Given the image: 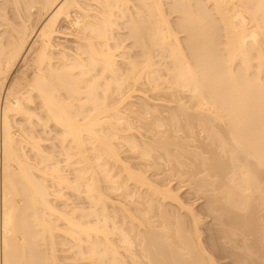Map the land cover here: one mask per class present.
I'll return each mask as SVG.
<instances>
[{"label": "bare ground", "instance_id": "6f19581e", "mask_svg": "<svg viewBox=\"0 0 264 264\" xmlns=\"http://www.w3.org/2000/svg\"><path fill=\"white\" fill-rule=\"evenodd\" d=\"M160 106L176 110L166 130L186 123L162 131ZM193 143L219 234L237 235L229 218L249 231L264 208V0H0V264H219L182 186L148 174L158 147L179 159L170 147Z\"/></svg>", "mask_w": 264, "mask_h": 264}, {"label": "rangeland", "instance_id": "374dc122", "mask_svg": "<svg viewBox=\"0 0 264 264\" xmlns=\"http://www.w3.org/2000/svg\"><path fill=\"white\" fill-rule=\"evenodd\" d=\"M66 38H68L67 36L65 37L64 36V38L63 37H61L60 38V40H63L64 41V39L65 40H67ZM71 38H69V40H70ZM148 94H152V93H148ZM152 96V95H151ZM161 96H163V95H161ZM168 96L169 95H166V97L167 98H165V96H163L162 98H164V99H171L170 97L168 98ZM185 96V95H184ZM159 97H160V95H159ZM138 100V99H137ZM161 107V108H160ZM159 107V110H161V113L164 115V116H167L168 115V111L170 112L171 110L170 109H173L172 107L170 108L169 106L167 107V106H165V109H167L166 110V114L164 113V109L162 108V107H164V106H160ZM162 109L164 110V111H162ZM173 111H176L175 110V108L173 109ZM173 111H171L172 113H173ZM171 115V113L169 114V116ZM162 116V115H161ZM164 116H162L161 118L164 120V122H166V124L168 123H172V119H171V116L169 117L170 118V120L168 121V116H167V119H166V117H164ZM151 118L152 117H150V119H149V117H147L146 119L148 120H150L151 121ZM145 119V120H146ZM153 119V118H152ZM161 119V120H162ZM178 119V118H177ZM182 119H185L184 118V116L182 117V118H180V119H178V120H180L179 122H180V125H181V121H183ZM136 120V121H135ZM133 122H134V124L135 125H137V126H139V125H141V123L142 122H140L139 120H141V121H143L142 120V118L141 119H139V120H137V119H135ZM144 120V122H143V124L145 123V122H147V120L145 121ZM149 120H148V123H149ZM163 120H162V122H163ZM166 120V121H165ZM174 120V119H173ZM176 120V119H175ZM174 120V121H175ZM177 120V121H178ZM171 121V122H170ZM176 121V122H177ZM139 124H138V123ZM161 122V123H162ZM163 122V123H164ZM175 122V123H176ZM179 122L177 123V124H179ZM193 122H196V126H197V124H199V123H197V121H195V120H193ZM192 122V123H193ZM163 123H162V125H163ZM174 123V122H173ZM183 123H186V121L184 120L183 121ZM146 124V123H145ZM150 124H152V123H150ZM168 124H167V126L166 125H163V128H162V125H161V130L162 129H164V130H162V131H166L167 133H168V131H169V133H170V131H171V129H172V132H173V129L174 128H176V126H177V124L176 125H172L173 126V128H171V129H167L166 130V128H169V126L171 127V125H169L168 126ZM193 124H195V123H193ZM193 124H191L192 126H194ZM149 126V128L147 127V126ZM145 126H143V125H141L140 126V130L141 131H138L137 133H138V135H139V137L141 136H143V135H145V136H143L142 138L144 139V137H146L147 136V138H148V135H147V133L149 134V132L146 130L145 131V129H147L148 128V130H151L150 129V126L151 125H149V124H146ZM143 126V127H142ZM164 126H166V127H164ZM183 126H185V124H183L181 127H183ZM195 126V127H196ZM144 127H146L145 129H144ZM195 127L193 128L194 129V132H195V134H200L199 136H201V133H199V132H202V136H201V138L202 137H205L206 135V133H204V131H200V130H202V127H200V124H199V126L198 127H196L197 129H195ZM201 129H200V128ZM155 128V127H154ZM153 128V130H156V129H154ZM177 128H178V126H177ZM176 128V130H178ZM180 128V127H179ZM185 129H186V127H184ZM180 129H182V128H180ZM179 129V130H180ZM200 129V130H199ZM183 130V129H182ZM197 130H198V132H197ZM142 131H145L144 133L142 132ZM181 131V130H180ZM141 132V133H140ZM171 132V133H172ZM182 132V131H181ZM181 132H178V134H180V135H183L184 133H186V132H182V134H181ZM206 132V131H205ZM204 133V134H203ZM141 134V135H140ZM185 135V134H184ZM204 135V136H203ZM149 136H150V134H149ZM199 136H197L196 138L198 139V137ZM141 137H140V139H141ZM151 137H149V139H146V140H148V141H151V139H150ZM200 137H199V140L201 139ZM203 139V138H202ZM181 141V140H180ZM202 140H200L199 141V143H198V141H195V143H196V145L193 143L192 145H190L189 147H194V145H195V147L196 146H199L200 147V142H201ZM197 143H198V145H197ZM181 144V143H180ZM153 145V144H152ZM155 146V148L157 149V146H156V144L154 145ZM153 146V147H154ZM176 147V145H173V147L171 146L170 148L172 149L171 151H172V154H174L175 155V158L176 157H178L177 155L179 154L180 155V152H181V158H179L181 161H182V163H181V161L178 159V158H176V159H178L177 161L179 162V164H178V162H177V164L178 165H176V163L174 162L176 159H174V157L172 158V155L171 156H169V158L167 159V157H168V155L167 154H165V152H164V149L163 148H161L160 149V147H158L159 149H157V151L155 150V148L154 149H152V150H155L153 153V155H156V156H154L155 158L153 159L152 157H151V159L153 160V162L151 161V163H153L152 165H154L153 166V168H150L149 170H148V174H150V176L152 177H154L155 176V174L156 173H159L160 174V176H161V179H166V180H169V179H171L172 180V183H173V185H174V187H178V188H180L181 186V188L183 189H181V191H180V195H181V197L184 199V201L186 202V203H188V204H190L192 207H193V209H195L194 211L196 212H198V213H200L199 215H200V217H201V223H200V232H201V237L203 238L202 240H203V245L205 246V248L207 249V251L209 252V254H211V255H213V257H214V259L216 260V261H218L219 262V264H238V262H239V264H264V214H263V210H264V208H263V206L261 207V208H263V209H260V207L257 209L258 210V212H257V210L255 211L256 213V215L255 216H257L254 220V226H253V228L252 229H250L249 231L247 230V231H243V230H240V228H236L237 226H234V225H236V224H234L233 225V220L231 219V218H229V219H226L225 221V223L226 224H228V226L230 227V228H233L234 230H235V232H237L236 234L237 235H235L234 236V234H232V232L230 231H228V233H229V235H228V233L227 234H225V236H222V235H224L223 233H225V232H223L224 230H222V228L224 227V226H222L221 224L219 225V226H217V224H218V219H214L215 217V215H217V214H215V213H211V212H209L207 209L208 208H206V207H208V204L206 205V202H207V199H208V195L207 194H209V193H207V191L205 192V190H207L206 189V187H205V181L203 180V181H200V178L199 177H203V176H201L202 174V172H201V170L203 171L204 169V167H201V165L199 166V167H201V168H196V167H194V166H196V164H195V162H194V160H192L191 161V159H192V157L194 156V155H192L193 153H191V150H195V147L194 148H190L189 150L190 151H187V152H184L183 150L181 151L180 149H178V150H176L177 148H175ZM124 148L123 149H125L124 150V152H123V154H124V156H125V158L126 159H128V161L130 162L131 161V165L132 166H134L133 164L135 163V167H138L137 165H139V164H141V162H140V160H141V158H140V156L138 157L137 155H135V154H132L129 150H127L128 148H126V145L125 146H123ZM180 148L182 147L181 145L179 146ZM185 147V146H184ZM201 148H202V150H203V146H201L200 147V149L197 147L196 148V150L197 151H199V150H201ZM205 148V147H204ZM182 149H184V148H182ZM173 150H176V152L175 151H173ZM180 150V151H179ZM186 150V149H185ZM128 151V152H127ZM130 152V153H129ZM161 152L164 154V157H165V155H167L166 157H165V159L167 160H165V159H163V155L161 156L160 154H161ZM174 152V153H173ZM190 153V155H189V153ZM134 153V152H133ZM184 153V156L182 155ZM186 153V154H185ZM138 154V153H137ZM188 154V155H187ZM127 155V156H126ZM135 155V156H134ZM139 155V154H138ZM152 155V156H153ZM173 155V156H174ZM187 155V156H186ZM160 158H159V157ZM179 156V157H180ZM137 157V158H136ZM182 157H183V159H182ZM139 158H140V160H139ZM158 158V159H157ZM170 158H172V159H170ZM191 158V159H190ZM195 158V157H194ZM130 159V160H129ZM137 159L139 160V161H137ZM185 159V160H184ZM196 159V158H195ZM158 162H157V161ZM172 160V161H171ZM198 159H196L195 161H196V163L198 162L197 161ZM154 161H156V162H154ZM163 161H165V163L163 162ZM188 161V163H186ZM139 162V163H138ZM170 162H172V163H170ZM186 163L187 165H185L184 167L187 169H185L184 167H181V166H183V165H181V164H183V163ZM192 162H194V163H192ZM155 163V164H154ZM156 163H157V165H156ZM161 163V164H160ZM170 163V164H169ZM181 163V164H180ZM192 164H194L192 167L191 166H189V165H192ZM198 165H199V163H197ZM181 165V166H180ZM140 166V165H139ZM156 166V167H155ZM189 166V167H188ZM134 167V168H135ZM190 168H193V169H191L190 170ZM197 170H199V169H201V170H199L200 172V174L198 173V175L196 176V173H197V171H196V169ZM179 170V171H178ZM184 171V172H183ZM187 171H188V173H187ZM196 173H195V172ZM179 172H180V174H179ZM192 172V173H191ZM195 173V176H196V178L193 176L194 175V173ZM183 173V174H182ZM203 173H205V171H203ZM186 174V175H185ZM182 177V179H180L181 177ZM194 177L195 179L193 180V178L192 177ZM184 178H186V179H184ZM189 178V179H188ZM191 178H192V181L196 184V182H201V183H203L202 184V187L203 188H205V189H203L202 187H200V185L199 186H197L198 185V183H197V185H195L194 183L192 184V181H190L191 180ZM199 178V181H196V179H198ZM164 179V180H165ZM180 179V180H179ZM189 180V181H188ZM188 182H189V184H188ZM191 182V183H190ZM187 183V184H186ZM193 185V186H192ZM206 185H207V187L209 188L210 186L208 185V182L206 183ZM185 186V187H184ZM191 186L193 187V188H191ZM195 186H197L196 188L197 189H195ZM216 186V185H215ZM212 187V186H211ZM214 187V186H213ZM143 188V187H142ZM142 188H140V190L142 189ZM145 189H147L146 187H144ZM142 189L141 190V192L142 193H145L147 190H145V189ZM185 188V189H184ZM202 188V189H201ZM199 189H201V190H199ZM199 192H198V191ZM202 190H204V193H203V191ZM210 197V196H209ZM118 198V197H117ZM191 202V203H190ZM193 204V205H192ZM167 205V208H169V206H170V204L168 205V204H166ZM130 206V205H129ZM172 207H173V204H172ZM171 209V208H170ZM173 209H174V207H173ZM132 211H133V209H131ZM260 210H262V214H261V211ZM131 211V212H132ZM154 211V210H153ZM153 211H151V212H149V215H153L155 212L157 213V211L155 210V212H153ZM196 212V213H197ZM259 212H260V214H259ZM136 217H135V219H134V222L136 221V218H139V217H141V212H136V211H133L132 212ZM139 213V214H138ZM153 213V214H152ZM155 213V214H156ZM182 213V212H181ZM197 213V214H198ZM121 215H120V217H122L123 218V214L122 213H120ZM182 214H184V216L187 218V214L186 213H182ZM139 215V216H138ZM214 215V216H213ZM261 215V216H260ZM263 216V217H262ZM119 217V218H120ZM157 217V216H156ZM214 217V218H213ZM158 218V217H157ZM172 218H174V217H172ZM121 219V218H120ZM140 219V218H139ZM138 220V219H137ZM140 221V220H139ZM138 221V222H139ZM138 222H135V223H138ZM217 222V223H216ZM216 226V227H215ZM218 227V228H217ZM222 227V228H221ZM228 227V228H229ZM221 228V230H219ZM217 229L219 230V232L217 231ZM236 229H237V231H236ZM242 231V232H241ZM248 234H247V233ZM219 233H221V234H219ZM240 233V235L242 236H240V235H238ZM241 233H243L245 236L243 237V234H241ZM221 235V236H220ZM228 235V236H227ZM232 235V236H231ZM230 236V237H229ZM237 236V237H236ZM248 238H247V237ZM222 237H224V238H222ZM238 237H239V239H238ZM219 238V239H218ZM232 238V239H231ZM234 238H236V239H234ZM243 238H245V239H243ZM263 238V239H262ZM210 239V240H209ZM243 239V240H242ZM221 240V241H220ZM231 240V241H230ZM234 240V241H233ZM227 241H228V243H227ZM233 241V242H232ZM248 243H247V242ZM249 245L248 247H245V246H247V244ZM234 244H236V245H234ZM242 247H241V246ZM245 245V246H244ZM240 247V248H237V247ZM228 247H229V249H228ZM235 248V249H234ZM247 248V249H246ZM251 250L252 249V251H249V249ZM231 249V250H230ZM232 249L233 250H237L236 252H233L232 251ZM242 250V252H240V251ZM243 250H245V252L243 251ZM248 250V251H247ZM232 251V253H230ZM211 252V253H210ZM237 252H239V253H237ZM247 252V253H246ZM239 254L240 255V253H242V255L244 254V257L241 255V257H243L242 258V260H240V261H237L235 258H236V255L235 254ZM234 254V255H233ZM235 257V258H234ZM241 259V258H240ZM243 261V262H242ZM242 262V263H241ZM64 264H68V262H64ZM69 264H72V263H69ZM127 264H128V262H127Z\"/></svg>", "mask_w": 264, "mask_h": 264}]
</instances>
